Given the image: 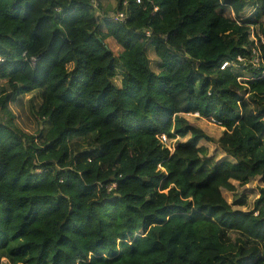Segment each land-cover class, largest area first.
Returning a JSON list of instances; mask_svg holds the SVG:
<instances>
[{
  "label": "trees",
  "instance_id": "trees-1",
  "mask_svg": "<svg viewBox=\"0 0 264 264\" xmlns=\"http://www.w3.org/2000/svg\"><path fill=\"white\" fill-rule=\"evenodd\" d=\"M93 10L0 0V264H264V188L247 212L237 192L264 185V67L222 69L251 58L252 28L264 61V0H118L123 23ZM37 90L29 135L9 105Z\"/></svg>",
  "mask_w": 264,
  "mask_h": 264
},
{
  "label": "rangeland",
  "instance_id": "rangeland-1",
  "mask_svg": "<svg viewBox=\"0 0 264 264\" xmlns=\"http://www.w3.org/2000/svg\"><path fill=\"white\" fill-rule=\"evenodd\" d=\"M99 4V12L102 16L104 17H115L117 12L116 8L118 5V0H97ZM93 12L96 14L97 11L93 10ZM227 17L233 18V13L232 11L229 10V12L226 14ZM251 34V33H250ZM107 43L111 46L113 51L115 52L116 55H119V52L116 51L118 47L112 40H108ZM149 59L152 63V67L155 68V62L157 60L153 48H149ZM246 75V74H245ZM122 80V73L121 69H119V76L116 79V84L120 86ZM4 86L6 84L2 82ZM239 95L244 96L245 98L247 97V94L245 92L239 93ZM42 105V91L37 90L34 91L30 94L23 95L17 103H13L9 105V109L11 113L14 115V124L21 129L23 132L29 134V135H34L36 134L39 129H41V121L37 118L36 112L39 110L40 106ZM191 119V118H190ZM193 122L196 123V125L201 126L205 131L210 133H214V131L220 130L216 125L213 123L204 120V119H191ZM201 120V121H199ZM202 124V125H199ZM217 135H212L214 139H219L221 133ZM170 140L168 142H165V145L170 144ZM172 145V151H174V146H175V141L171 142ZM204 145L208 148L209 150V155L211 157L216 158L217 160H221V158H224V155L222 153L221 148L214 143H204ZM73 150L74 154L76 157L79 155L84 154L86 151H91L98 149L97 146H95L92 142V139L88 138L86 141H75L73 142ZM210 166L213 167L214 163H210ZM264 188V185L260 182V179L257 178L253 180L249 185L245 187H240L239 185L237 186V192L239 195H243L246 197V205L245 207L238 208L242 211H250L253 208V203L258 199L259 197V189ZM225 196L227 199L231 198V195L228 194L227 192H224ZM231 200V199H229ZM8 262L6 260H2V264H7Z\"/></svg>",
  "mask_w": 264,
  "mask_h": 264
},
{
  "label": "built area",
  "instance_id": "built-area-1",
  "mask_svg": "<svg viewBox=\"0 0 264 264\" xmlns=\"http://www.w3.org/2000/svg\"><path fill=\"white\" fill-rule=\"evenodd\" d=\"M126 5V4H125ZM92 6L93 9L97 11V15H100L99 12V4L97 2V0H92ZM110 19H112L114 22L116 23H123L127 20V15L125 12H119L118 14L115 15V17H110ZM147 35L150 36V33L147 32ZM258 37H259V30L257 28H252L251 30V36L250 39L251 41L254 43V47L252 49V54H251V58H243V57H239L238 58V62L236 64H230V63H225L222 66V69L228 67V66H235L237 68L241 67V66H248V65H253L254 67L257 68V70L259 71L260 69L263 68V60L261 57V51L259 48V44H258ZM2 58L0 57V63L2 62ZM34 62H36V59H33ZM195 117L200 118V114L196 113L194 114ZM211 123H213L214 125H218L220 126V124L218 122H216L215 120H212ZM160 139L162 140L163 144H165V142L168 141L166 136H161ZM167 148L172 151V148L170 144L166 145ZM173 152V151H172ZM115 187V185L111 186V190Z\"/></svg>",
  "mask_w": 264,
  "mask_h": 264
},
{
  "label": "clouds",
  "instance_id": "clouds-1",
  "mask_svg": "<svg viewBox=\"0 0 264 264\" xmlns=\"http://www.w3.org/2000/svg\"><path fill=\"white\" fill-rule=\"evenodd\" d=\"M263 63H264V61H263ZM263 67H264V64H263ZM201 118V117H200ZM210 122V121H209ZM171 142H173V141H175V143H176V141L177 140H170ZM168 142V141H167ZM171 142H169L170 144H172Z\"/></svg>",
  "mask_w": 264,
  "mask_h": 264
}]
</instances>
